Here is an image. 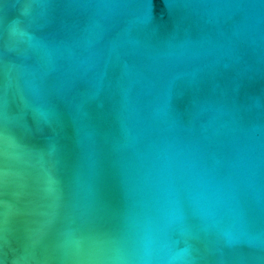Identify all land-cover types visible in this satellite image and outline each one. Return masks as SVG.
<instances>
[{
	"label": "water",
	"instance_id": "95a60500",
	"mask_svg": "<svg viewBox=\"0 0 264 264\" xmlns=\"http://www.w3.org/2000/svg\"><path fill=\"white\" fill-rule=\"evenodd\" d=\"M0 264H264V0H0Z\"/></svg>",
	"mask_w": 264,
	"mask_h": 264
}]
</instances>
